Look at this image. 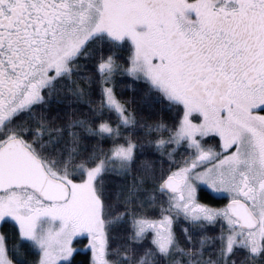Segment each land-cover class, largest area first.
Here are the masks:
<instances>
[{"label":"snow or ice","instance_id":"6c2138e0","mask_svg":"<svg viewBox=\"0 0 264 264\" xmlns=\"http://www.w3.org/2000/svg\"><path fill=\"white\" fill-rule=\"evenodd\" d=\"M0 264H264V0H0Z\"/></svg>","mask_w":264,"mask_h":264}]
</instances>
